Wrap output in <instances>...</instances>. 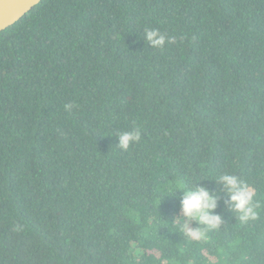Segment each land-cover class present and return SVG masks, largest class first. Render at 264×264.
Returning a JSON list of instances; mask_svg holds the SVG:
<instances>
[{"label": "trees", "instance_id": "trees-1", "mask_svg": "<svg viewBox=\"0 0 264 264\" xmlns=\"http://www.w3.org/2000/svg\"><path fill=\"white\" fill-rule=\"evenodd\" d=\"M224 173L254 189L256 220ZM194 181L221 217L202 242L170 224ZM162 257L264 264V0H41L0 32V264Z\"/></svg>", "mask_w": 264, "mask_h": 264}, {"label": "clouds", "instance_id": "clouds-1", "mask_svg": "<svg viewBox=\"0 0 264 264\" xmlns=\"http://www.w3.org/2000/svg\"><path fill=\"white\" fill-rule=\"evenodd\" d=\"M143 38L154 49H163L166 44L175 42L174 37L167 36L156 29L146 28ZM65 107L71 109L73 105L69 104ZM117 137L118 147L123 151H127L131 145L141 140L138 129L121 132ZM215 179L218 184L222 185L229 197L228 202L232 211L238 215L241 222L254 221L258 218L257 209L260 204L256 202L254 189L234 174L224 173ZM195 184L194 181L191 187H186L182 183L174 186L170 196H173L177 191L181 193L180 213L186 223L178 225V222H173L170 224L187 240L202 242L208 240L207 230L219 228L221 217L214 214L216 199L213 195L204 187L195 186ZM187 222H195L203 227L190 228ZM159 264H172V262L168 258L162 257Z\"/></svg>", "mask_w": 264, "mask_h": 264}, {"label": "water", "instance_id": "water-1", "mask_svg": "<svg viewBox=\"0 0 264 264\" xmlns=\"http://www.w3.org/2000/svg\"><path fill=\"white\" fill-rule=\"evenodd\" d=\"M41 0H0V32L16 23Z\"/></svg>", "mask_w": 264, "mask_h": 264}]
</instances>
